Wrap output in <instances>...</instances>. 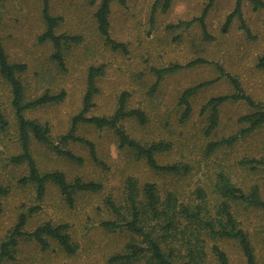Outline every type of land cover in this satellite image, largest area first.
<instances>
[{
  "label": "rangeland",
  "instance_id": "obj_1",
  "mask_svg": "<svg viewBox=\"0 0 264 264\" xmlns=\"http://www.w3.org/2000/svg\"><path fill=\"white\" fill-rule=\"evenodd\" d=\"M264 1V0H263ZM125 0L124 4H110V35L125 44L127 51L112 50L98 33L94 11L99 0L90 5L87 0H48L49 12L61 17L56 33L79 35L81 41L63 47L66 69L60 70L51 58L53 46L49 41H38L44 31L41 0H5L0 8V41L9 62H22L27 69L20 78L27 100L44 91L66 95L59 103L26 110L24 116L49 127L55 143L69 130L72 117L82 106L86 89V73L90 65L103 66V74L95 80L98 92L93 97L89 115L110 116L117 108L122 93H126V108L139 109L145 122L126 117L120 122L125 132L141 144L156 141L170 143V148L155 154L159 164L187 165L184 174H167L151 170L134 150L120 147L112 129L95 128L86 123L77 126L76 134L93 142L96 160L92 159L83 143L69 142L66 147L81 157V164L60 157L42 143L31 138L30 151L41 173L59 170L67 181L75 177L101 183L96 192H78L69 205L53 183L46 184L42 199L35 196L30 183L22 185L20 178L28 174L26 163H12L10 157L18 155L17 122L10 104L8 84L0 75V108L8 121L0 129V184L9 188L0 196V242L17 221L20 212L38 205V211L28 218L27 230L45 221L67 223L71 239L77 244L73 254L65 253L52 239L42 249L35 241H19L15 259L4 264H118L109 261L111 254L124 251L132 234L126 230L110 231L100 225L113 219L105 205L111 197L118 205L124 204L129 180L141 187L153 182L160 195L170 191L178 200H196L195 189L202 188L211 215L221 201L213 192L217 174L248 192L256 186L264 200V165L246 160L264 161V123L239 137L232 145L208 151V144L237 134L247 126L238 117L251 111L242 100L226 101L219 106L217 127L206 133L208 124L202 105L213 96L234 91L230 80L222 76L217 81L200 87L189 99L192 112L181 120L183 105L179 103L182 90L200 82L212 80L219 71L212 63L221 65L224 72L236 77L243 91L253 100L264 103V70L256 66L264 53V9H254L248 0L241 1L242 19L233 16L224 28L227 15L233 11L235 0H213L204 18L205 32L200 24L189 26L185 22L200 16L207 0H171L166 9L163 0ZM207 62L183 68L164 75L152 87L156 75L154 68L190 60ZM62 145V144H61ZM230 210L239 226L249 235L257 264H264V210L244 203L229 201ZM216 243L227 254L230 264H245L236 240H207L203 264H217L211 252ZM174 264L186 261L185 250L178 242L171 244ZM167 250V249H166ZM133 264H144L138 261Z\"/></svg>",
  "mask_w": 264,
  "mask_h": 264
},
{
  "label": "trees",
  "instance_id": "obj_2",
  "mask_svg": "<svg viewBox=\"0 0 264 264\" xmlns=\"http://www.w3.org/2000/svg\"><path fill=\"white\" fill-rule=\"evenodd\" d=\"M3 1L5 0H0V8ZM41 1V13L45 29L39 35L38 41H49L52 44L53 52L51 58L56 66L64 71L66 67L63 47L72 43H79L81 36L56 33L61 17L50 14L48 0ZM87 1L90 5H93L97 0ZM158 1L155 0L153 3L152 12ZM241 1L235 0L234 9L227 15L224 28L229 24L232 17L236 16L241 20L242 28L248 31L242 19ZM248 1L253 4L254 9H264L263 0ZM112 2L124 4L125 0H99V5L93 14L96 28L104 43L109 45L112 50L126 52L125 44L113 39L110 35L109 13ZM170 2L171 0H163L162 8L166 9ZM212 2L213 0H207L200 16L193 17L185 22H179L176 26L182 24L189 26L194 22H198L203 32H205L204 18ZM205 62L207 61L204 59H194L184 64L174 63L165 67L154 68L156 79L152 87H156L166 74ZM212 64L219 71V75L216 78L188 86L182 90L179 97V103L183 105L181 120H187L192 112L190 97L200 87L215 82L222 76L230 80L234 91L230 94L210 97L202 105L201 113L208 112L206 133H211L217 127L219 106L226 101L242 100L251 108V111L238 117V122L246 123V127L240 129L237 134L209 143L208 151H213L224 145H232L239 137L252 132L264 123V103L257 102L246 94L238 79L224 72L221 65ZM256 66L264 70V53L258 57ZM26 69L27 65L25 63L9 62L0 41V75L5 79L10 89V104L16 118L18 142L21 148V152L18 155L11 156L9 160L16 164L26 163L28 174L20 178L19 182L22 185L31 183L35 188V196L38 200L43 198L47 183L56 185L69 205H72L76 193L96 192L102 188L101 183L93 180H83L80 177L67 181L63 172L59 170L41 173L31 155L30 142L31 138H33L54 154L79 164L83 162L82 158L67 148L66 145L69 142L83 143L88 148L92 159L96 160L93 142L75 133L80 123L90 124L95 128L112 129L118 139L119 146L134 150L136 156L142 158L146 165L155 172L178 175L184 174L189 170V167L185 164L162 165L157 162L155 154L169 149L170 143L156 141L141 144L125 132L120 122L126 117H135L141 124L145 122V117L141 110L126 108V93H122L117 108L110 116L88 114L94 105L93 97L98 92L95 80L104 72L102 65L89 66L86 73V89L82 98L81 109L72 117L69 130L59 137L58 143H55L50 135L49 127L35 119L26 118L24 112L36 107L59 103L63 100L66 93L64 90H60L58 93L44 91L39 96L27 100L20 78L21 73ZM7 125L8 121L0 108V129L4 130ZM250 162L264 165L263 160H246L247 164ZM8 192L9 188L0 184V196H5ZM213 192L223 200L217 207L215 214L211 215L206 204L207 195L200 187L194 191L197 201L189 200L183 202L178 200L177 196L170 191L160 195L153 182H146L139 187L134 181L129 180L123 205L116 204L111 197H106L104 202L114 218L103 220L100 225L110 231L126 230L132 234V237L124 246V251L111 254L109 261L118 264H133L141 260L144 261V264H174L172 258L175 253L171 244L178 242L179 246L185 250L186 261L183 264H203L206 255L204 247L207 240L233 239L239 244L245 264H257L254 247L249 235L239 226L228 202L236 201L264 210V200L261 198L258 188L254 186L248 192H245L232 183L228 176L218 173L213 185ZM36 211H38V205L31 206L26 211L18 214L17 221L0 242V264L15 259L16 247L21 240H33L42 249H47L49 247V239H52L65 253L73 254L76 251L77 244L71 239L67 223L54 224L50 221H45L35 226L32 230H27L28 218ZM210 249L217 264H230L227 254L216 243H211Z\"/></svg>",
  "mask_w": 264,
  "mask_h": 264
},
{
  "label": "crops",
  "instance_id": "obj_3",
  "mask_svg": "<svg viewBox=\"0 0 264 264\" xmlns=\"http://www.w3.org/2000/svg\"><path fill=\"white\" fill-rule=\"evenodd\" d=\"M192 19V18H191Z\"/></svg>",
  "mask_w": 264,
  "mask_h": 264
}]
</instances>
